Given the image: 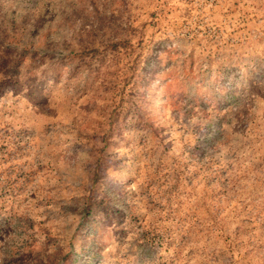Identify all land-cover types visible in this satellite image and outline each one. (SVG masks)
<instances>
[{
	"label": "rangeland",
	"instance_id": "rangeland-1",
	"mask_svg": "<svg viewBox=\"0 0 264 264\" xmlns=\"http://www.w3.org/2000/svg\"><path fill=\"white\" fill-rule=\"evenodd\" d=\"M41 263L264 264V0H0V264Z\"/></svg>",
	"mask_w": 264,
	"mask_h": 264
},
{
	"label": "trees",
	"instance_id": "trees-1",
	"mask_svg": "<svg viewBox=\"0 0 264 264\" xmlns=\"http://www.w3.org/2000/svg\"><path fill=\"white\" fill-rule=\"evenodd\" d=\"M82 212H83V214L85 215V208L83 209V211H82ZM41 264H42V263H41Z\"/></svg>",
	"mask_w": 264,
	"mask_h": 264
}]
</instances>
